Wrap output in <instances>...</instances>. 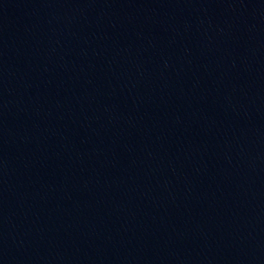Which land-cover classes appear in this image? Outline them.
<instances>
[{
	"label": "water",
	"instance_id": "95a60500",
	"mask_svg": "<svg viewBox=\"0 0 264 264\" xmlns=\"http://www.w3.org/2000/svg\"><path fill=\"white\" fill-rule=\"evenodd\" d=\"M0 264H264V0H0Z\"/></svg>",
	"mask_w": 264,
	"mask_h": 264
}]
</instances>
